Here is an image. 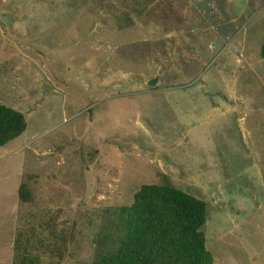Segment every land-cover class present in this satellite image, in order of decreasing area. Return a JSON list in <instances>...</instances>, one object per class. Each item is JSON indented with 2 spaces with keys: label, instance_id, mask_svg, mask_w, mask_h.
<instances>
[{
  "label": "rangeland",
  "instance_id": "rangeland-1",
  "mask_svg": "<svg viewBox=\"0 0 264 264\" xmlns=\"http://www.w3.org/2000/svg\"><path fill=\"white\" fill-rule=\"evenodd\" d=\"M138 4L0 0V104L26 121L0 264H92L103 211L163 183L206 204L212 264H264V0Z\"/></svg>",
  "mask_w": 264,
  "mask_h": 264
},
{
  "label": "trees",
  "instance_id": "trees-1",
  "mask_svg": "<svg viewBox=\"0 0 264 264\" xmlns=\"http://www.w3.org/2000/svg\"><path fill=\"white\" fill-rule=\"evenodd\" d=\"M130 1L141 6L138 2L145 0ZM259 56L264 59V36ZM25 130L24 115L0 104V148ZM18 200H31L25 184L18 188ZM206 221L207 209L202 200L170 184L144 185L134 194L130 206L103 211L101 227L93 239L92 264H212L206 249ZM51 237L48 254L61 261L65 237Z\"/></svg>",
  "mask_w": 264,
  "mask_h": 264
},
{
  "label": "water",
  "instance_id": "water-1",
  "mask_svg": "<svg viewBox=\"0 0 264 264\" xmlns=\"http://www.w3.org/2000/svg\"><path fill=\"white\" fill-rule=\"evenodd\" d=\"M155 83H156V80L154 79L153 81L149 82L148 85H149V86H154Z\"/></svg>",
  "mask_w": 264,
  "mask_h": 264
}]
</instances>
